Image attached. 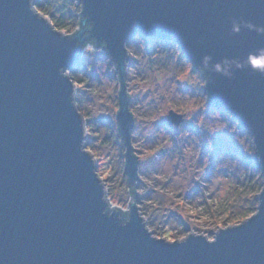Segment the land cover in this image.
Instances as JSON below:
<instances>
[{"label":"water","instance_id":"95a60500","mask_svg":"<svg viewBox=\"0 0 264 264\" xmlns=\"http://www.w3.org/2000/svg\"><path fill=\"white\" fill-rule=\"evenodd\" d=\"M85 2V13L95 23L85 24L69 41L37 19L27 0H0V264H264V205L246 225L222 230L214 243L189 238L183 245L150 239L134 206L124 226L117 217L101 214L105 205L93 165L80 151L71 85L58 72L61 65L75 66L78 46L92 34L107 39L122 65L121 42L133 25L144 36L180 43L194 65L205 53L213 61L243 59L264 47V34L243 26L233 33L231 22L242 18L264 25V0ZM233 71L231 78L209 71L208 103L232 111L255 134L253 157L262 170L264 74L250 68ZM121 103V133L127 137L133 118L123 92ZM167 121L177 126L182 118L170 113ZM134 155L127 153L133 180ZM121 215L127 220V214Z\"/></svg>","mask_w":264,"mask_h":264},{"label":"clouds","instance_id":"9594fccd","mask_svg":"<svg viewBox=\"0 0 264 264\" xmlns=\"http://www.w3.org/2000/svg\"><path fill=\"white\" fill-rule=\"evenodd\" d=\"M27 3L37 19L65 40H73L72 34L84 30L85 24L95 23L85 13V0H64L73 14H56L57 23L65 25L61 30L49 24L53 17L40 11L44 7L41 0ZM49 11L54 9H45ZM242 26L264 34V25L242 18H233L231 32L239 33ZM132 27L131 35L121 42L122 65L109 51L107 39L92 34L87 43L78 46L82 67L58 68L71 85L69 103L80 118V151L93 165L91 172L105 205L101 214L117 217L124 226L130 222L134 206L150 239L165 245H183L189 238L214 243L222 230L244 226L260 213L264 169L245 165L240 153L221 152L213 159L217 133L226 131L248 155L256 154L258 145L255 134L242 130L232 111L209 108L208 73L231 78L234 69L250 68L264 74V47L248 52L243 59L213 61L205 53L200 64L194 65L180 43L146 38L136 25ZM185 87L186 91L180 90ZM122 92L131 98L127 111L134 122L127 137L121 133L119 120ZM170 113L198 131L184 123L172 131L157 128L156 122ZM100 115L109 116L111 125L94 123ZM88 138H92L90 142ZM129 151L136 157L134 180L127 171ZM197 183L199 192H193ZM108 208L113 210L111 214ZM229 212L233 219L222 223ZM121 213L127 214V220Z\"/></svg>","mask_w":264,"mask_h":264},{"label":"rangeland","instance_id":"374dc122","mask_svg":"<svg viewBox=\"0 0 264 264\" xmlns=\"http://www.w3.org/2000/svg\"><path fill=\"white\" fill-rule=\"evenodd\" d=\"M145 37L146 38H152V37H147V36H145ZM161 40H163V39H161ZM163 41H165V42H173L171 39L163 40ZM75 65H79V66L82 67L81 54H80L79 59L75 63ZM91 75L95 78V73L94 72ZM180 90L181 91H186L187 87L182 88ZM130 100H131V98H129V103H130ZM209 108L212 109V108H215V107H213L212 105L209 104ZM221 110L223 111V109H221ZM93 122L98 124V125H102V124L111 125V123H112L111 122V118L109 116H107V115H100V116L94 118ZM181 123H184L185 127H193L190 123H185L183 121ZM161 126H163L166 130H169V131H172V130L176 129V126L174 124H169L168 123L167 116L156 122V127L157 128H159ZM240 127H241L242 130L248 131L241 124H240ZM133 128H134V122H133V125H132L131 129H133ZM193 130L194 131H198L194 127H193ZM91 139L92 138H88L89 142L91 141ZM213 140H214V145H215V152L213 154V159L214 160H215L216 155L221 153V152L233 153V154L234 153H240L242 155V159H243V162L245 163V165L249 164L250 159H254L253 155H248L247 153H243V151L240 148V146L235 141H233L231 139V137L228 135V133L226 131L223 132V133H217L213 137ZM205 151H207V147L206 146H205ZM209 171H211V169ZM192 191L193 192H199V184L198 183L196 184V186L194 187V189ZM191 194H192V192L188 193V195H191ZM226 196H227V194H226ZM225 202L227 203V199H226ZM221 215H223V212L221 213ZM221 222L226 224L225 220H222Z\"/></svg>","mask_w":264,"mask_h":264},{"label":"trees","instance_id":"16d2710c","mask_svg":"<svg viewBox=\"0 0 264 264\" xmlns=\"http://www.w3.org/2000/svg\"><path fill=\"white\" fill-rule=\"evenodd\" d=\"M41 3L44 5V7L40 8V11L45 15L53 17L52 19H50V22L53 26H56V28L59 30L63 29L65 25L62 21L59 24L57 23L55 19L56 14L58 13L62 17H66L73 14L71 10L64 5V0H41ZM47 8H53L54 11L45 12V9ZM87 41L85 43H87ZM249 163H251L256 170H259L256 165L255 159H250ZM231 219H233V216L231 212H229L228 216L224 218L225 223L227 224L228 221Z\"/></svg>","mask_w":264,"mask_h":264}]
</instances>
